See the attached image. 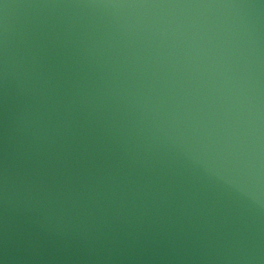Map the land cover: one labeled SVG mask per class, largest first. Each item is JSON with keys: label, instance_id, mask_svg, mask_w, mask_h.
I'll return each instance as SVG.
<instances>
[{"label": "water", "instance_id": "1", "mask_svg": "<svg viewBox=\"0 0 264 264\" xmlns=\"http://www.w3.org/2000/svg\"><path fill=\"white\" fill-rule=\"evenodd\" d=\"M0 264H264V0H0Z\"/></svg>", "mask_w": 264, "mask_h": 264}]
</instances>
